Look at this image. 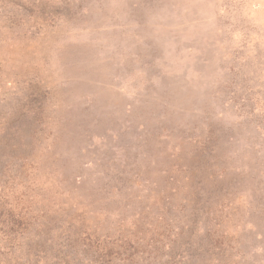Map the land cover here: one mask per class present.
Here are the masks:
<instances>
[{
  "label": "rangeland",
  "instance_id": "1",
  "mask_svg": "<svg viewBox=\"0 0 264 264\" xmlns=\"http://www.w3.org/2000/svg\"><path fill=\"white\" fill-rule=\"evenodd\" d=\"M0 264H264V0H0Z\"/></svg>",
  "mask_w": 264,
  "mask_h": 264
}]
</instances>
